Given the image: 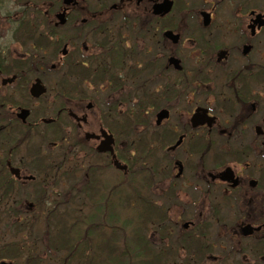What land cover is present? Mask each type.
<instances>
[{
  "label": "flooded vegetation",
  "instance_id": "1",
  "mask_svg": "<svg viewBox=\"0 0 264 264\" xmlns=\"http://www.w3.org/2000/svg\"><path fill=\"white\" fill-rule=\"evenodd\" d=\"M109 1L88 12L84 0H24L0 12L14 29L25 23L26 49L7 60L0 48L1 208L22 222L77 207L81 227L87 203L112 208L134 156L133 141L119 153L117 136L155 108L150 139L137 142L147 145L144 188L159 203V256L264 264V0ZM119 91L127 120L113 102L97 105ZM63 239L84 258L85 229Z\"/></svg>",
  "mask_w": 264,
  "mask_h": 264
},
{
  "label": "rangeland",
  "instance_id": "2",
  "mask_svg": "<svg viewBox=\"0 0 264 264\" xmlns=\"http://www.w3.org/2000/svg\"><path fill=\"white\" fill-rule=\"evenodd\" d=\"M84 0V2H81L83 4V7L90 12L91 7L97 5V2L95 3V0ZM109 1V0H108ZM24 0H6V2L0 3V12L2 14L7 11L11 15H14L16 11H19L20 5H22ZM110 3L107 5L108 8L113 4L112 1H109ZM107 8V9H108ZM96 9L93 7V10ZM91 10V11H93ZM22 17H19L20 20ZM109 20L110 14H108L104 19ZM17 19V20H18ZM22 20H26L25 17ZM19 22V21H18ZM19 27L14 29L16 27V23H9L7 20L3 18V16H0V48L5 49V58L7 60L17 58L20 55H23L25 52V48L21 45L23 42V33H19V31H24V22H19ZM21 28V30L19 29ZM58 36L63 35L62 31L57 34ZM38 59L41 57L37 56ZM42 59V58H41ZM185 66L189 67L191 64H189V61H186ZM56 73H53L49 75L50 81L53 82V79L57 78L55 75ZM49 79V78H48ZM136 82V80H135ZM104 86V85H103ZM136 90L139 94L142 92V82L137 81V84L135 85ZM138 88V89H137ZM152 90V87L150 88ZM107 92V91H106ZM120 92L111 93V96H103L99 101L97 102L98 107L101 108L102 112L107 111L108 108L111 107V103L114 107L118 109V113H121L118 115L117 118L120 119H126L128 116V110L131 108L128 104H126L125 107L121 106L120 104ZM152 92V91H150ZM120 101V102H119ZM132 106V105H131ZM122 110V111H121ZM121 111V112H120ZM136 110H133V113ZM147 114H143L142 122H137L135 120L136 124H140V126L133 127L134 130L131 131L132 136L130 135L127 137L125 132H122L118 134L117 136V143H118V151L123 156H126L127 152L131 148V142L133 147V153L134 156H132L131 160L133 163V167L130 169V175L127 178H124L123 176L119 175L117 176V179L115 180L117 183V192L113 194L111 197H109V200L113 203L112 212L107 211H101V215L110 213L114 214V216L119 220V222L122 224L124 221L130 222L133 226H139L142 229V233L146 235V237L149 239L152 252H154L155 255H158L157 253L161 250V245L159 243V239L161 237L160 231H159V221L152 222L150 225L146 222L147 215L150 216V213H147V210L145 208V201H148L147 204H150L158 209V199H157V193L153 190H147L145 189V180L143 179L145 176V162L147 161V145L140 146L138 144L139 138H147L150 139L149 135L153 131V129H150L151 127H148V124L151 122L153 123L154 115H155V108H149L145 110ZM134 115L139 114L135 113ZM133 115V118H134ZM127 124V122H125ZM125 124V125H126ZM124 125V126H125ZM148 136V137H147ZM133 173V174H132ZM108 176V182L114 180V178L110 179V175ZM78 180V179H77ZM76 180V181H77ZM105 187V186H104ZM108 198V197H107ZM106 199V198H105ZM75 210H70V208H66L63 210H60L55 214L57 218L62 220L63 224H60L61 229L65 225H69L70 218L69 214L67 212H72L73 217H77L78 215V208H72ZM69 210V211H68ZM146 212V215H145ZM17 211H8L4 210L0 206V250L3 251L2 254H0V264H76L77 263V256H75L74 259H70L73 257H68V259L63 261L61 263V260H63V256H68V253L63 250H52V247H50V240H48V237L52 236L56 241H65L60 236V233L57 228H48L46 223L44 222L46 220V217L41 216V214H30L29 217H27L24 221L21 223L18 221ZM84 213V217L88 219L91 216H93L98 222L102 224L100 226V229L96 232H93L92 236L89 237V240H96L95 247H102L103 250H100V252L97 254L95 253L96 257L99 260H102L105 258L106 264H108V261L106 259L113 257L110 251L107 249L108 245H111L112 249H116L118 246H122L123 238L120 236L118 239L116 235H118V229H119V223L118 220H115L112 222V225L110 226H103L104 223L101 221V218L98 220L96 217H100V215L95 216L94 211H92L91 208H89V203L86 205V209L82 211L80 214ZM103 213V214H102ZM139 214L142 215V217L139 216ZM40 215V216H39ZM146 217L143 218V217ZM151 217V216H150ZM153 219V218H152ZM88 222V221H87ZM106 222V220H105ZM90 223V222H89ZM88 223V224H89ZM99 223V224H100ZM72 225H75L77 227L76 232L84 230V226L80 227L78 229V224H76L75 220L71 221ZM120 224V225H121ZM86 227V226H85ZM20 228V229H19ZM19 229V231H16ZM59 229V230H61ZM75 230V229H74ZM48 232V233H47ZM47 234V235H46ZM50 235V236H48ZM97 236V237H96ZM110 236L112 237V240H114V243L111 244ZM47 240V241H46ZM173 241V240H171ZM49 242V243H48ZM113 242V241H112ZM168 245H171L170 242H167ZM15 248L18 251L17 256H11L9 252H6L9 249L6 248ZM6 249V250H5ZM5 250V251H4ZM12 249L9 251L11 252ZM13 257V258H12ZM102 258V259H100ZM70 259V260H69ZM97 260V262H99ZM151 262H156L155 264H165V258L164 256L159 258L156 261L150 260ZM68 262V263H67ZM176 263L178 264V260H176Z\"/></svg>",
  "mask_w": 264,
  "mask_h": 264
},
{
  "label": "trees",
  "instance_id": "3",
  "mask_svg": "<svg viewBox=\"0 0 264 264\" xmlns=\"http://www.w3.org/2000/svg\"><path fill=\"white\" fill-rule=\"evenodd\" d=\"M29 30V34H32L31 28H28ZM53 45L55 46V44L53 43ZM147 213H150V216L147 215V219L144 216L143 218L146 219V222L149 223L150 225L152 222L155 221H159V213L156 210V208H154L151 204L149 205H144ZM103 214V213H102ZM146 215V212H145ZM98 216V215H95ZM140 217H142L141 214H139ZM98 220L101 218V221H103L102 223L103 226H110L112 225V222L115 220H118L114 214L110 213H106L101 215L100 217H96ZM153 218V219H152ZM95 218H88L86 220V230H85V236L87 237V239L92 236L93 232H96V230L98 231V229H100V226H102V224L100 222H98L97 220H94ZM106 220V222H105ZM88 221V222H87ZM90 222V223H89ZM89 223V224H88ZM100 223V224H99ZM119 223V231H118V235H116V237L119 239L120 236H122L123 238V242H122V248L121 247H117L116 249H112L111 245L107 246V249L110 251V253H114L112 254L113 257L106 259L108 261V264H155L156 262H151L150 260H154L156 261L158 259L159 262V258H161L158 255H155L154 252H152L151 249V245L149 242V239L146 237V235L144 234V232L142 233V229L139 226H133L130 222H126L124 221V223ZM121 224V225H120ZM104 226V227H105ZM20 229V228H19ZM19 229H17L16 231H19ZM70 231L71 229H69V231H65V229H63L60 234L61 236H68L70 235ZM110 242V241H109ZM69 245V244H68ZM96 245V244H95ZM93 250H89V247H86V254L84 256V258H82V260H78L79 256L76 257L77 258V263L76 264H80V263H84V264H106L105 262V258L102 260H99L96 255H94L95 253H99L100 250H103L102 247H95ZM74 246V251H75V255H77V243H75V245H71L69 248H72ZM6 248V247H4ZM6 249H12L11 252L9 250H7L6 252H9V254L11 256H17L18 255V251H16L17 249L15 248V250L13 248H6ZM5 249V250H6ZM4 250V251H5ZM71 250V249H69ZM67 249V251H69ZM104 251V250H103ZM3 251L0 250V254H2ZM73 255H69V256H65L63 258V260H61V263H63V261H65L68 259V257H72ZM13 258V257H12ZM70 260V259H69ZM97 260H99V262H97ZM68 263V262H67Z\"/></svg>",
  "mask_w": 264,
  "mask_h": 264
},
{
  "label": "water",
  "instance_id": "4",
  "mask_svg": "<svg viewBox=\"0 0 264 264\" xmlns=\"http://www.w3.org/2000/svg\"><path fill=\"white\" fill-rule=\"evenodd\" d=\"M73 0H63V4L64 5H68V4H70L71 2H72ZM168 6V4H164V5H162V7H164V6ZM58 18L60 19V24H63V14H60V15H58ZM167 35H170V34H167ZM42 92H43V90H42V88L39 86V84H37V85H35L34 86V88H33V90H32V93L31 94H33V96H35V97H37V96H39L40 94H42ZM107 146H109V143H104V144H102L100 147H99V150L101 151V152H106V151H108V150H110V151H112L109 147H107ZM114 165H115V167L116 168H118V169H120V170H124L125 169V167H123V166H121L118 162H114ZM12 172H14V173H18L16 170H12Z\"/></svg>",
  "mask_w": 264,
  "mask_h": 264
}]
</instances>
